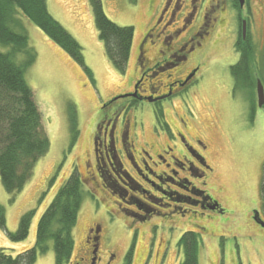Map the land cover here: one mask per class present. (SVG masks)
I'll list each match as a JSON object with an SVG mask.
<instances>
[{
	"label": "rangeland",
	"instance_id": "1",
	"mask_svg": "<svg viewBox=\"0 0 264 264\" xmlns=\"http://www.w3.org/2000/svg\"><path fill=\"white\" fill-rule=\"evenodd\" d=\"M101 1L110 21L119 27L134 29L130 60L124 75L115 69L106 55L90 0H47L49 13L82 48L84 64L91 71L94 82L38 27L18 16L24 27V31H18L27 34L30 47L37 54L36 63L25 76L40 111L41 131L48 137L50 149L35 165L32 178L16 196L15 202H11L0 178V205L7 221V230L0 228V250L15 258L34 247L41 216L77 170L83 202L74 229L75 248L68 264L89 255L91 247L87 238L89 229L95 224L100 228L103 264L107 261L108 264H124L133 247L132 264H181L183 252L179 241L190 231L201 237L199 264H264V228L254 219L256 212L264 219V108L258 107L259 80L256 85L248 81L247 90H238L231 74V67L238 64L240 57L235 49L239 21L249 18L247 37L255 48L259 65L256 71L264 85V0H245L241 10L234 6L233 0L201 3L193 24L183 37L188 41L195 38L191 43L195 48L188 53L187 61L181 62L176 69L177 76L189 75L197 69L195 78L192 85L175 98L173 105L172 100L161 102L168 123L181 131L173 140L183 142L182 136L186 139L187 146H178L175 151V158L183 164L179 170H187L186 156L189 155L188 161L190 157L197 160L201 175L191 174L192 184L218 202L222 211L206 212L198 207H186V214H182L169 209L145 221L137 218L143 214L134 213L135 216L123 212L120 201L102 185L99 173L93 170V139L95 126L103 114L99 106L109 103L110 111L123 109L124 116L130 117L145 133L137 145L140 152L145 148L147 153H158L160 137H164L162 145L169 143L164 130L156 124L152 103L142 101L131 110V98L110 103L115 96L130 92L128 89L139 79L137 61L141 47L156 17L163 13L167 0H138L136 4L131 0ZM189 3L190 0L184 3L177 15L175 25L178 27L184 22ZM211 5L215 8L210 26L207 34L200 37L197 35L199 27ZM175 8L174 1L166 19ZM241 34L242 26L240 37ZM10 52L11 47L0 43L1 54ZM252 72L255 81L254 68ZM252 99L256 114H252ZM72 107L76 110L80 131L73 145L69 116ZM124 207L131 209L127 203ZM29 212H34V218L28 238L12 243L10 235L17 232L22 216ZM36 264H55L53 242L49 243L48 252L38 257ZM79 264L86 262L81 260Z\"/></svg>",
	"mask_w": 264,
	"mask_h": 264
},
{
	"label": "trees",
	"instance_id": "2",
	"mask_svg": "<svg viewBox=\"0 0 264 264\" xmlns=\"http://www.w3.org/2000/svg\"><path fill=\"white\" fill-rule=\"evenodd\" d=\"M131 2L136 4L138 0H131ZM90 4L106 55L115 69L124 75L130 60L134 29L122 28L110 21L104 13L101 0H90ZM233 4L241 10L238 0H233ZM19 15L38 27L49 40L66 52L77 65L83 68L91 82H94L91 71L84 64L82 48L49 13L47 0H0V43L11 47L9 54L0 53V178L12 203L32 178L37 162L50 149V141L41 131L40 111L25 76L28 69L36 63L37 54L30 47L27 34L19 32L24 31ZM251 42L250 37L243 40L239 36L235 44L240 57L238 64L231 67V74L234 78V87L238 90H247L248 81L256 85L260 80L256 71L259 65L255 59V48ZM21 56L23 59L16 63ZM253 68L256 74L255 81ZM137 104L133 101L131 105ZM251 105L252 114H256L254 99ZM75 114V108H70L71 145L75 144L80 132ZM155 116L158 125L165 124L161 109H157ZM193 194L195 198L205 203L211 201L205 191L194 190ZM173 201L180 204L181 200L174 197ZM82 202V183L79 173L74 170L49 208L41 216L34 247L15 258L7 254L5 250H0V264H36L38 257L48 252L50 242L54 245L55 264H68L75 248L74 229ZM262 204L264 212V175ZM33 218L34 212L22 216L17 232L10 235L12 243H20L28 238ZM137 218L143 220L148 218V215H138ZM0 228L7 230L6 214L1 205ZM200 238L199 233L191 231L181 237L179 241L183 252L181 264H199ZM133 250L134 247L126 255L124 264H132Z\"/></svg>",
	"mask_w": 264,
	"mask_h": 264
},
{
	"label": "flooded vegetation",
	"instance_id": "3",
	"mask_svg": "<svg viewBox=\"0 0 264 264\" xmlns=\"http://www.w3.org/2000/svg\"><path fill=\"white\" fill-rule=\"evenodd\" d=\"M174 1L176 2V8L166 19ZM187 1L167 0L163 13L161 16L156 17L155 24L146 34V40L138 56L139 79L132 84L128 93H137L139 97L143 98L156 99L164 97L163 100H172L173 105L175 98L192 85L197 69H194L189 75L181 74L179 76H177L176 69L181 62L187 61L188 53L195 48L191 45L195 38L188 41L184 40L183 37L184 33L193 24L200 4L205 0H190L184 22H182L181 27H178V25H175L177 15ZM214 8L215 6L211 5L206 9L204 23L199 27L198 36L203 37L207 34ZM239 22H241L239 31L244 22H246L248 28L249 18L245 20L241 18ZM239 36L240 32L236 43ZM247 36H249L248 33ZM247 36L244 40L247 39ZM151 43L153 46L150 48ZM149 49H153V51H148ZM172 70H175L174 74ZM192 74H194L192 79L186 82ZM131 99L132 103L133 101L138 104L142 103L138 99ZM163 100L149 102L154 105L155 114L157 109L162 110L165 124L160 126L157 121L156 124L164 130L165 137L169 142L165 146L162 145L161 142L164 137H160L161 147L159 152L154 155L148 150L147 153L145 148L141 152L137 149L138 142L145 133H142V129L137 128L130 117L124 116L125 111L123 109L110 111L109 103L100 105L103 114L95 126L93 170L99 173L104 188L120 201L123 212L132 213L133 215H137L134 213L147 214L150 218L169 209L186 214V207H198V209L201 208L206 212L216 211L210 209V206L215 203L211 198L210 202L205 203L194 197V190L204 192V190L194 187L192 184L191 174L201 175V168L197 160L190 157L188 161L189 155L186 156L184 162L187 170H179L183 164L175 158V151L178 146L183 148L187 146L185 144L186 139L181 135L184 143L173 140L181 131L178 128L175 129L172 123H168L169 120L167 121L164 107L161 104ZM137 105H129V110L137 107ZM175 130L177 133H175ZM154 135L157 138V134L154 133ZM200 160L204 162L201 158ZM91 165L93 166V163ZM174 197L181 200L180 204L173 201ZM126 203L130 205L131 209L124 207ZM217 210L221 211V208L219 207ZM148 218L143 219V221ZM99 233V226L97 224L92 225L87 238L91 247L89 255L86 258H78L74 264H79L81 260L85 261L86 264H103L100 255ZM105 264H108V261Z\"/></svg>",
	"mask_w": 264,
	"mask_h": 264
},
{
	"label": "water",
	"instance_id": "4",
	"mask_svg": "<svg viewBox=\"0 0 264 264\" xmlns=\"http://www.w3.org/2000/svg\"><path fill=\"white\" fill-rule=\"evenodd\" d=\"M239 2H240V6L244 7L245 0H239ZM246 30H247L246 22H244L243 23V30H242L244 39L246 38V34H247ZM193 76H194V74L190 75L188 77V79L186 80V82L188 80H191ZM122 98H135V99H138L140 101H148V102H156V101H160V100L164 99V97L156 98V99L143 98V97H139L137 93H134V94L128 93V94H124V95L115 97L112 101H110V103H113V102H115L119 99H122ZM257 98H258V107L262 108L264 106V85L262 84V82L260 80L258 81V85H257ZM218 208H219L218 202H215L214 205L210 206L211 210H217ZM254 219L260 226H262L264 228V221L260 218V214L258 212L255 213Z\"/></svg>",
	"mask_w": 264,
	"mask_h": 264
},
{
	"label": "crops",
	"instance_id": "5",
	"mask_svg": "<svg viewBox=\"0 0 264 264\" xmlns=\"http://www.w3.org/2000/svg\"><path fill=\"white\" fill-rule=\"evenodd\" d=\"M130 88H131V87H130ZM130 88H129V89H130ZM129 89H128V90H129ZM128 90H127V91H128ZM127 91H123L122 93L127 92Z\"/></svg>",
	"mask_w": 264,
	"mask_h": 264
}]
</instances>
